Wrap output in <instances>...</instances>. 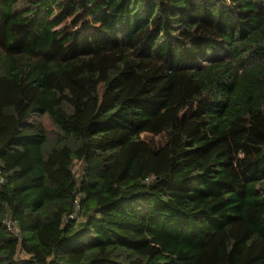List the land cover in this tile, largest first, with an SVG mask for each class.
Masks as SVG:
<instances>
[{
  "label": "trees",
  "instance_id": "1",
  "mask_svg": "<svg viewBox=\"0 0 264 264\" xmlns=\"http://www.w3.org/2000/svg\"><path fill=\"white\" fill-rule=\"evenodd\" d=\"M0 264H264V0H0Z\"/></svg>",
  "mask_w": 264,
  "mask_h": 264
},
{
  "label": "rangeland",
  "instance_id": "2",
  "mask_svg": "<svg viewBox=\"0 0 264 264\" xmlns=\"http://www.w3.org/2000/svg\"><path fill=\"white\" fill-rule=\"evenodd\" d=\"M43 124L45 125V127L50 131V135L51 136H55L56 135V129L54 127V125L52 124L51 120L48 118V116H43L41 118ZM80 164L79 163H75V171H76V175L80 176L81 172H80Z\"/></svg>",
  "mask_w": 264,
  "mask_h": 264
},
{
  "label": "built area",
  "instance_id": "3",
  "mask_svg": "<svg viewBox=\"0 0 264 264\" xmlns=\"http://www.w3.org/2000/svg\"><path fill=\"white\" fill-rule=\"evenodd\" d=\"M80 208L79 206L76 208V210L70 215V217H74L77 216L78 212H79ZM5 225L10 229L13 230L15 232H18V225H17V220L12 218V217H7L6 219H4Z\"/></svg>",
  "mask_w": 264,
  "mask_h": 264
}]
</instances>
